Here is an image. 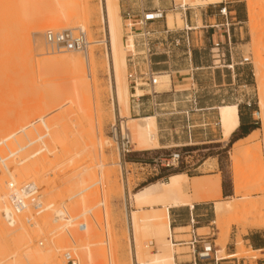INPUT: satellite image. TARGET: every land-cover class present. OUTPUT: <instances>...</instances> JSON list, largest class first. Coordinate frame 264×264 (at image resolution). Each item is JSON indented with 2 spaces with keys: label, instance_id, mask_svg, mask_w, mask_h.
<instances>
[{
  "label": "rangeland",
  "instance_id": "rangeland-1",
  "mask_svg": "<svg viewBox=\"0 0 264 264\" xmlns=\"http://www.w3.org/2000/svg\"><path fill=\"white\" fill-rule=\"evenodd\" d=\"M40 1L42 0L30 4L25 1L28 5H23V1L22 5L19 4V7L25 6L24 9L26 7L29 9V14L23 18L26 20L28 16L29 20L43 18L58 7H63L66 14L70 12L73 19L52 30L85 28L93 61V78L89 83L85 79H80L79 72H75L70 67L64 68L58 64H51L54 67H49L50 64L48 65L47 61L43 62L41 60L43 56L37 55L49 51L52 54L51 48H48L44 36L45 46L43 45L42 49L35 48L33 25L16 34L13 42L16 52L10 51L11 56L8 52L4 53L8 54L7 56L0 54V215L2 216L0 237L14 241L16 251H25L29 242L34 246L36 244L40 251L38 255L45 254L43 250L49 246L48 242L53 240L50 243L51 248L53 244L58 246L56 248L59 249L58 253L62 254L64 264H67L63 257L64 252L71 250L74 257L80 259L82 249L79 243L85 244L86 241L91 243L89 246L90 250L92 248L91 257L94 264H133L124 193L128 190L135 193L150 183L166 181L170 175L176 173L162 171L164 178L154 180L149 177V170L144 166L152 158L165 155L175 148L185 157L184 164L177 173H186L190 177L209 178L220 175L221 200L236 199L237 201L244 194H248L247 199L250 200L264 197V194L255 191L257 183L264 184V166L263 171L258 169L255 160L257 158L254 156L255 149L259 147L264 163V127L261 123L264 110L261 109L260 103L261 100L264 101V0H226V2L233 1L229 3V6L237 10L241 24L232 31V43L229 40L223 43L219 52L208 51L206 60L208 59L212 67L197 71L199 81L195 86L200 91V106L237 103L241 107H251L255 111L252 119L258 122L257 128L238 132L226 141L214 142L210 141V138L207 140L200 138L203 130L195 127L193 129L194 144L187 147H158L150 150L137 149L132 135L134 151L125 161L123 160L124 170L121 169L120 156L110 131L111 125L116 121L114 118L116 101L113 99L111 79L106 67L108 50L104 25L100 17V2L99 0L90 1L92 10L90 14L85 10L87 0ZM128 1L130 0H120L124 36L126 32L139 30L137 17L133 19L136 23L131 28L127 26L129 20H124L127 15L123 14L121 3ZM131 1L136 3L138 0ZM154 2L157 3V0ZM177 2L179 4L178 0ZM159 3H162L161 0ZM250 7L257 11L256 16L254 15L255 20L251 21V24L248 18ZM12 11L16 12L14 9ZM8 12L13 15H9ZM8 12L6 15L10 17L7 16V19L8 17L11 19H8L9 29L11 33L13 31L16 33V29L20 28L17 26L19 24H16L19 20L17 17L21 18V15L15 16L14 13ZM182 21L178 12L169 13L170 27L174 24L182 27L184 25ZM70 25L73 26L70 27ZM48 30L46 29L45 32ZM208 48L210 49L209 45ZM199 60L203 61L205 57L201 55ZM127 63L126 76L132 70L128 60ZM86 73L88 72L84 73L85 78ZM259 76L262 78L260 79ZM127 83L131 95L130 81L128 80ZM168 84V82L159 81L156 90H169L171 86ZM77 85L80 92H71L70 90ZM192 86V82L179 85L183 88ZM64 90L70 92H67L65 97L63 95L64 100H61L58 96ZM129 98L130 116L141 117L154 114L151 110L145 113L140 112L139 115L131 111L133 99L131 96ZM47 101L51 108L56 101H63L64 106L58 109L60 112L53 109L42 114L41 110H44L42 105ZM248 102L250 105H247ZM81 108L85 112L82 110L80 121L81 118L77 119L74 109ZM67 110L72 111L71 120L56 122V124L54 119L56 116L59 117L57 113L61 116L66 113L72 115ZM197 118L198 114H195L196 123L199 124ZM178 124L170 128L166 125L165 116L157 117L158 137H162L163 140L174 139L178 143L187 142V131ZM127 125L132 134L130 123ZM75 127L79 131L75 130L77 134L73 130L67 131L68 128L70 130ZM79 133L83 136L82 140L80 137L75 139V135L72 136L76 134L77 137ZM70 137L73 138L69 139ZM221 138L222 136H217L216 139ZM240 139L243 141L241 142ZM239 142L241 145L244 144L242 146L245 147L244 152H246L238 155L237 176L240 178L241 192L236 193L232 157L233 149L235 150ZM10 180L17 183L35 181L38 185L37 197L43 203V208L15 217L7 198L6 183ZM204 202L208 203L202 205L203 209L200 211L202 215L196 218L195 222L190 220L184 226L172 227L175 239L189 240L192 230L201 226L204 228L196 230V233L209 236L216 251L225 242L226 254L239 252L237 256L245 258V264H264V250H257L251 240L255 234L258 244L264 242V229L241 224L243 219L240 218L246 217L245 214L251 211L250 208L245 207L237 215L218 219L214 214L213 202ZM187 208L182 206L174 210L187 221ZM241 211L245 213V216ZM28 218L31 219V225L27 222ZM175 227L185 228L175 229ZM225 230H229L230 234L227 240L224 239ZM40 241L43 242L42 246L39 244ZM239 241L241 244H238ZM67 243L70 248L64 247ZM146 245L144 246L146 250H156L154 239H150V246L146 247ZM180 246L177 261L189 260L190 248L186 244ZM38 255L35 264L42 263ZM217 256H221V253H217ZM231 260L232 258H227L222 264H230Z\"/></svg>",
  "mask_w": 264,
  "mask_h": 264
},
{
  "label": "bare ground",
  "instance_id": "bare-ground-1",
  "mask_svg": "<svg viewBox=\"0 0 264 264\" xmlns=\"http://www.w3.org/2000/svg\"><path fill=\"white\" fill-rule=\"evenodd\" d=\"M25 1L26 3L30 4L31 2L36 0L0 1L1 3L0 4V54L2 55L7 52L10 55V51L12 50L16 52V49L14 48L13 45L16 34L19 31L26 30L30 25H33V37L35 42L34 44L35 48L42 49L44 45L43 36H45L46 29L52 30L54 28H58L60 25L64 24L65 22L68 23L73 19V16L71 17L70 12H68L69 14H66L65 9L63 7H58V9H54V11L50 12L49 14H47V16H44L43 18L37 17L29 20L30 17L28 16V20H26L23 17L29 14L28 11L29 9L27 7L24 9L25 6L19 7V4L28 5L25 3ZM43 1L44 0L40 2ZM90 1L91 0H87V2L85 3V10L91 14L92 10H91ZM185 1L187 0H182L183 2L182 5H185ZM189 1L191 4H206V3H216L222 0H189ZM99 2L101 9L100 17H102V23L104 25L103 30L105 33L106 45L108 50L106 67L111 79V89H112L113 99L114 101H116L114 108L115 110L114 118L116 122L121 120L124 123H130L131 125L130 128L132 129L134 143L137 149L139 150L156 149L160 146L156 115L153 114V115H146L141 117H132L129 115V104H130L129 97L132 94H134V92H132L130 95L128 83H127L128 80L125 72L128 69V63H127L128 57L135 55L137 50L135 49V41L133 36L129 34L126 36L123 35L122 23H121L122 20L120 14V0H99ZM33 5L35 6V4ZM13 9L14 11H16L15 13L12 11ZM254 9L252 7L248 9V18L250 24L252 23L251 21L255 20L254 15L256 16L255 12L257 11ZM8 11L10 12L12 11L11 13H14L15 16L21 15V18L17 17L19 18V20L16 22V24H19L17 26L18 27L20 26V28L16 29L17 30L16 33H14L15 31L11 33V29H9L10 28L9 20H11L9 18L10 17L9 15H13V14H10ZM31 11H32V7H31ZM7 12L9 15H6ZM7 16H9L8 17L9 20L7 19ZM132 16L133 15L126 17V20L127 21L129 20L128 26L130 28L133 27L136 23L133 20L136 17H132ZM12 24L14 25V23ZM71 26L73 25H70V27ZM77 28L85 30V28L83 27H77ZM51 52L52 54L50 53V51L47 53L42 52L39 53L37 56L40 57L43 56L41 57V60H43V62L47 61V64L48 65L50 64L49 67H54V65L51 64H58L63 66L64 68L65 67L72 68L75 72L77 73L79 72L80 79H85L86 82L89 81V83H91V80L93 78V61L91 59L90 47H88V51L83 53L82 52L79 53L78 51L58 52L52 49ZM13 54L16 55V53ZM7 55L4 54V56ZM83 70H86L85 72H88L86 73L87 76L86 78L84 75L85 72H83L82 74L80 73ZM157 76H158V84L159 81L168 82L170 80V76L167 74L158 75L157 73ZM259 78L261 79L262 77L259 76ZM70 91L74 93L80 92L78 85L74 86V88H72ZM70 91L64 90L59 94L58 97H60L61 100H64L63 95L65 97L66 96L65 94ZM141 94H143V90L137 87L135 95L140 96ZM260 103H261V109L264 110V101L261 100ZM42 106L44 109L41 110L42 114H45L48 111L51 110L53 111V109L58 110L60 108H63L64 105H63V101H56L55 105H53V107L51 108V105L47 101L43 103ZM74 110H76L75 116H77V119L80 117L81 118L80 121H81L82 120L81 116L84 109L81 108L80 110L78 109H74ZM67 111L71 112L72 114V111L69 110ZM56 113L57 111L55 112V114ZM57 114L59 117L54 115L56 116V118L54 119L56 120L55 123L66 122V120L70 121L71 116H73V114L69 115L70 113L68 114L66 113L65 115L62 116L59 115V113ZM219 114H220V122H221L222 140L226 141L230 138L231 134L234 132L238 124V107L236 104L223 105L219 108ZM261 123L264 127V117L262 118ZM76 129H77L76 127L75 129L70 128V130L68 128L67 131L71 132L72 130L75 131ZM69 134H70L69 136H71V133ZM76 134L72 135V136L75 135V139L78 137H80L81 140L83 139L81 133H79V136L77 137ZM71 138L73 137H70L69 139ZM241 140L243 141V139H240V141ZM244 140H246V138ZM242 145L241 143L237 145V147H235V150L233 149L234 156L232 155L233 169H234L233 171L235 173V181H234L236 185L235 191H237L236 193H239L240 191V182H239L240 178H238L237 176L238 174L237 171L239 168L238 155L240 154L243 155L245 148ZM254 153H255L254 156L257 158L255 159L256 166L258 169L263 171L264 163H263V158L261 157L260 148L257 147ZM120 166L121 169L124 170V163L122 160L120 161ZM256 186H257L256 188L254 187L255 191L257 190L262 194H264L263 182L257 183ZM124 196L126 202V219H127V225H128V230L130 233L131 244H132L131 250H132L133 264H176L178 262L177 255L180 253L179 249L181 248L180 245H182L180 241L182 240H177L175 239V236H173L172 226L169 218L170 207L185 206V205H190L192 207L194 202L213 201L214 214L218 219L232 216L234 214L237 215L240 210H243V208L247 207V209L250 208L251 211H249L248 213L246 212V214L242 213L241 211L243 216L246 215V217L244 218H240L242 216L239 215L240 216L239 218L243 219V223L241 224L252 226L257 229H264V197L257 199L254 198L253 200H250L247 199L248 194L247 195L244 194L241 195L237 199V201L236 199L223 201L221 200L222 185H221L220 175H217L215 177L213 176L212 178L200 177V176L191 178L186 173L178 172L170 175L166 181H162V182L157 181L150 183L149 185L144 186L135 193H131L129 192V190L127 192L125 191ZM244 211L247 210L244 209ZM1 217L2 216L0 215V218ZM223 234L225 240H227V238L230 236L229 230H225ZM150 239H154L156 241L155 251H150L148 248H147L148 250H146L144 247L146 243H147L146 247H148V245L150 244ZM240 241L238 242V244L239 243L241 244ZM51 242L50 241L48 242L50 247L48 246L46 247L45 250H43L45 251V254L38 255V252L40 251L37 249L38 247L36 244L34 246V244L31 245L29 242L25 247V251H19V250L16 251L17 249L14 241L4 240L2 237H0V264H35L36 263L35 259L37 258V255L39 260L42 261L41 264H64L61 257L62 254L58 253L59 252V249H57L58 246H54L53 244V247L51 248L52 245L50 244ZM86 242L88 243V241ZM86 242L85 244L79 243V247L82 249V252H80L82 254V257H80L81 256L80 255L79 256L80 259L79 258L78 259L81 262L80 264H94L95 262L91 257L92 248L90 250V246H89L91 243L86 244ZM66 246L68 247V243L65 244L64 247ZM76 247L77 245H75V248ZM79 251L80 250L78 249V252ZM218 253H221V256H219V258H230L239 255L238 254L239 252L226 254L225 242L222 244V247L218 250Z\"/></svg>",
  "mask_w": 264,
  "mask_h": 264
},
{
  "label": "crops",
  "instance_id": "crops-1",
  "mask_svg": "<svg viewBox=\"0 0 264 264\" xmlns=\"http://www.w3.org/2000/svg\"><path fill=\"white\" fill-rule=\"evenodd\" d=\"M154 1L155 0H138L136 3H132L130 0L128 2L121 3V6L123 7V14L127 15L124 17V20H126V17L131 15H133L132 17L140 16L145 10L160 9L164 11L165 19L154 24L153 27L157 29H164L166 27L175 29L178 31L179 35L184 37L187 36V40H184L182 46L175 48L170 54L158 52L150 56V70L152 72L158 73V75H169L170 80L168 81V86H171V88L165 91H157L155 89L156 92L153 91V93L149 92L147 89H144L143 97L139 99L132 98L133 105L131 106L130 110L137 112L138 115L140 112L145 113L147 110H151L154 114H160V110H166L167 112L170 110L177 111L180 114L173 117L165 116L166 125L170 128H174L173 126H177V122H180L178 125L181 127L185 125L186 119L183 114L185 110H204L203 114L206 117L205 121L207 123H212L220 118L219 108L221 106L236 104L238 107V124L230 138L234 135H237L238 132H241L242 130L251 129V126L256 122L252 119L253 115H255V111L252 110L251 107H241V105L237 103L200 106V91L198 88H195L197 82L199 81L197 79V71L200 69H210L212 67L210 62H208V59L206 60L208 51H211L210 53H212L214 50H216L214 48V43L220 40H222L224 43H227L229 40V42L232 43V31L236 30V26L241 24V22L238 20L240 16L237 10L231 9V6H229V3H232L233 1L226 2V0H222L216 3L191 4L190 1L187 0L185 1V5H182V0H178L179 4L177 0H161V4L159 3V0H157V3ZM222 2H225L226 4L228 3V5H226L228 8L227 16L220 14V8L223 6ZM175 11L178 12L181 15V19H183L182 22H184V25L182 27L177 26V24H174L173 27H170L168 24L169 13ZM226 23L230 26L227 27ZM227 32H229V34ZM208 45L210 46V49L208 48ZM136 47L141 49L142 45L138 43ZM201 55L205 57V60H199ZM136 60L137 69L143 70L146 68L147 64L144 63L142 57H137ZM190 82L193 84L191 88L179 87V85ZM192 89L194 90V94L197 97L196 105L188 100L183 99L186 92L188 91L187 93H190ZM247 105L249 104L247 103ZM167 112H161V114ZM195 114H198L197 120L200 124L202 122V116L200 113L193 112L190 114V117L193 123H196ZM217 136H222V133L216 131L214 126H210L203 130V134H201L199 137L204 138L205 140L210 138L209 140L214 142L223 141L222 138L217 140ZM187 139L188 141L185 143H178L177 140H163L161 137L159 138V148L189 144L188 135ZM191 139L193 143V131L191 133ZM206 203L208 202L198 201L194 202L192 207L190 205H185L188 207L187 221L185 218H181V215L174 210L182 206L170 207L169 218L171 226H184L190 220L195 222L196 218H199L202 215L200 211L203 209L202 205ZM198 222L199 221H197V223ZM176 228L181 229L184 227H175V229ZM200 228L204 227L198 226L195 228V230H199ZM255 236L256 235L253 234V237H251V240L255 245L254 247L257 250H264V242L258 244L255 240Z\"/></svg>",
  "mask_w": 264,
  "mask_h": 264
},
{
  "label": "built area",
  "instance_id": "built-area-1",
  "mask_svg": "<svg viewBox=\"0 0 264 264\" xmlns=\"http://www.w3.org/2000/svg\"><path fill=\"white\" fill-rule=\"evenodd\" d=\"M223 6L220 8V14L223 16L228 15V8L225 2H222ZM138 18L139 30H131L126 32V35H132L135 41L136 54L128 57V62L132 66V70L128 73V80L131 84V90L134 94L131 95L133 99H139L143 97V94L136 96V88L141 90L147 89L149 92L155 91L158 84L157 73L152 72L149 68L150 56L158 52L164 54H170L175 48L182 46L183 41L187 40V36L184 37L178 34V31L172 28L157 29L153 27L154 24L165 19L164 11L160 9L156 10H145L141 13ZM128 26V25H127ZM226 26L230 25L226 23ZM129 27V26H128ZM130 28V27H129ZM229 34V32H227ZM229 36V35H228ZM45 40L47 45L55 51H78L86 52L89 47V40L87 38V33L84 29H66V30H48L45 33ZM140 43L142 45L141 49H138L136 45ZM224 42L222 40L214 43V48L219 52L220 46ZM137 57H142L144 63L147 64L146 68L143 70L137 69ZM193 91V92H192ZM190 93L185 94L183 99L192 102L194 105L197 103V97L192 89ZM250 105V103L248 102ZM167 112L166 110H160ZM200 113L202 122L200 124H194L190 114ZM204 110H185L183 112L186 122L182 127L187 131L189 137V144L181 145L182 147H187L192 145L191 133L195 127H200L205 130L207 127L214 126L216 131L221 132V122L220 118L212 123H207L205 121L206 117L203 114ZM177 111H169L164 114L155 113L156 118L159 116L173 117L178 115ZM182 114V113H181ZM112 139L116 143L118 154L120 160H126V158L133 153L134 143L132 141V134L127 125L123 121H115L111 125ZM175 147H179L175 146ZM185 157L180 153V151L173 150L165 155H160L152 158L144 166L148 168V175L152 179H162L164 174L162 171H170L178 169L183 166ZM7 188V198L10 204V209L15 217L22 216V214L28 213L31 210H40L43 208V203L38 200L37 191L38 185L35 181L29 180L25 182L17 183L15 181H8L6 183ZM31 219L28 218L27 222L30 223ZM31 225V223H30ZM80 225V224H79ZM82 225V224H81ZM79 227V226H78ZM68 232V231H67ZM182 244H186L190 248V259L186 261H178L177 263L183 264H222L223 260L227 258H219L217 256L218 251L215 250V245L209 240V236L201 235L196 233V230H192L191 238L186 241H180ZM41 246L43 242L39 243ZM63 257L67 264H79L78 258H75L71 250L64 252ZM232 260L230 264H245V258L230 257ZM229 258V259H230ZM255 258V257H254ZM256 259V258H255Z\"/></svg>",
  "mask_w": 264,
  "mask_h": 264
},
{
  "label": "trees",
  "instance_id": "trees-1",
  "mask_svg": "<svg viewBox=\"0 0 264 264\" xmlns=\"http://www.w3.org/2000/svg\"><path fill=\"white\" fill-rule=\"evenodd\" d=\"M257 125H258V122H255V124H253L252 126H251V129H256L257 128ZM248 129H246V130H242V131H247ZM241 131V132H242ZM182 167H180V168H178V169H174V170H170V171H167V172H176L177 173V171H179L180 169H181ZM157 178H155L154 180H156Z\"/></svg>",
  "mask_w": 264,
  "mask_h": 264
}]
</instances>
